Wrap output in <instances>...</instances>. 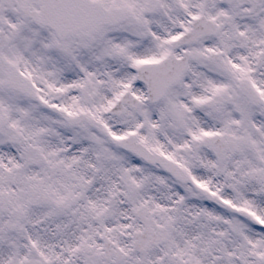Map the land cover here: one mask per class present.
Wrapping results in <instances>:
<instances>
[{
  "label": "snow or ice",
  "instance_id": "obj_1",
  "mask_svg": "<svg viewBox=\"0 0 264 264\" xmlns=\"http://www.w3.org/2000/svg\"><path fill=\"white\" fill-rule=\"evenodd\" d=\"M0 264H264V0H0Z\"/></svg>",
  "mask_w": 264,
  "mask_h": 264
}]
</instances>
